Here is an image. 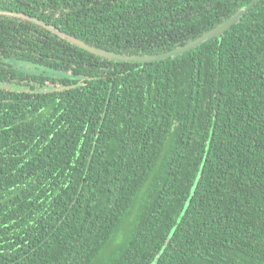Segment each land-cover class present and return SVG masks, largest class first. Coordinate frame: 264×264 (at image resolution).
I'll list each match as a JSON object with an SVG mask.
<instances>
[{"label": "trees", "instance_id": "obj_1", "mask_svg": "<svg viewBox=\"0 0 264 264\" xmlns=\"http://www.w3.org/2000/svg\"><path fill=\"white\" fill-rule=\"evenodd\" d=\"M251 1L0 0V10L140 56ZM0 264H264V0L222 37L146 63L0 14Z\"/></svg>", "mask_w": 264, "mask_h": 264}, {"label": "water", "instance_id": "obj_2", "mask_svg": "<svg viewBox=\"0 0 264 264\" xmlns=\"http://www.w3.org/2000/svg\"><path fill=\"white\" fill-rule=\"evenodd\" d=\"M259 0H252L248 5L243 6L241 9H239L232 17H230L228 20H225L218 26L214 27L210 31L206 32L205 34L197 37L196 39L187 42L186 44L176 47L170 51H166L163 53H153V54H142L140 56H133V55H123L121 53L113 52L110 50H107L105 48L98 47L96 45H92L87 43L86 41L77 38L71 34H68L61 29L57 28L54 25H49L45 22L40 21L37 18H34L32 16L26 15L24 13H19V12H14V11H5V10H0V14H5V15H10V16H16V17H21V18H26L32 21H35L41 25L46 26L48 29L52 30L56 34H58L60 37L67 39L71 43H74L89 52L99 55L103 58L106 59H111V60H116V61H128V62H141V63H146V62H153V61H159L171 57H176L181 54H184L188 52L189 50L195 49L199 47L200 45L204 44L205 42L216 38V37H222L223 33L228 30L231 26L237 24L240 22L241 18L246 14V12L250 9V7ZM12 89H19L18 86H13ZM26 90H30L27 88Z\"/></svg>", "mask_w": 264, "mask_h": 264}, {"label": "rangeland", "instance_id": "obj_3", "mask_svg": "<svg viewBox=\"0 0 264 264\" xmlns=\"http://www.w3.org/2000/svg\"><path fill=\"white\" fill-rule=\"evenodd\" d=\"M35 70H36L37 72L42 71V69L40 70V68H39V67H36V66H35Z\"/></svg>", "mask_w": 264, "mask_h": 264}]
</instances>
